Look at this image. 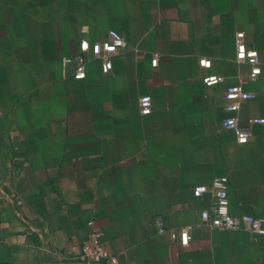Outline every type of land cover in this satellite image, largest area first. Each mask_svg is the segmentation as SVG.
Segmentation results:
<instances>
[{"label":"crops","instance_id":"0c3cea01","mask_svg":"<svg viewBox=\"0 0 264 264\" xmlns=\"http://www.w3.org/2000/svg\"><path fill=\"white\" fill-rule=\"evenodd\" d=\"M110 30L127 42L113 71L64 77ZM239 42L264 64V0H0V264H71L95 231L120 264H264L261 234L195 227L183 248L153 222L197 224L212 197L195 187L221 176L233 214L264 218V125L245 144L221 126L224 89L250 71ZM243 87L249 128L264 76Z\"/></svg>","mask_w":264,"mask_h":264},{"label":"built area","instance_id":"2783aa9c","mask_svg":"<svg viewBox=\"0 0 264 264\" xmlns=\"http://www.w3.org/2000/svg\"><path fill=\"white\" fill-rule=\"evenodd\" d=\"M126 47V40L115 30H110L107 39L103 41L90 42L84 38L80 42L77 54L62 59L63 75L67 77L71 71L74 79L84 80L88 74V65L93 60L100 61L104 72L110 74L114 67L112 57L121 53ZM236 60L239 63L248 64L250 71L240 77L238 85L224 89L222 93L224 109L229 113V116L222 120L221 126L225 131L233 133L240 144H245L252 137L251 126L264 125V119H252L249 128L241 126L238 116L241 103L254 97V94L246 91L243 86L248 83H255L264 76V64L260 61L258 50L248 48L243 42L237 44ZM157 65L158 59H154L153 66ZM201 66L210 68L211 61L203 59ZM223 81L224 77L221 76H209L204 79L207 87H214ZM152 110V96L150 94L143 95L139 99L140 114L143 116L150 115ZM229 189L230 179L228 176L216 177L210 186L195 187L197 195L209 194L212 197L210 206L200 212V221L195 225H188L176 231L166 229L162 219L157 217L153 221L157 232L168 233L171 239L178 240L183 248H188L193 243V230L195 227L201 226L220 230H241L264 236L263 217L232 213ZM71 264H120V262L104 245L101 234L95 231L83 241L79 254Z\"/></svg>","mask_w":264,"mask_h":264}]
</instances>
